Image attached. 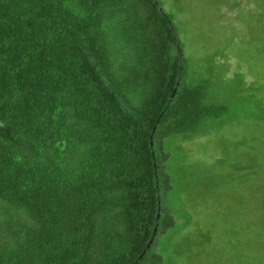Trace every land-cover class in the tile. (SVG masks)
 Here are the masks:
<instances>
[{"label": "trees", "instance_id": "obj_1", "mask_svg": "<svg viewBox=\"0 0 264 264\" xmlns=\"http://www.w3.org/2000/svg\"><path fill=\"white\" fill-rule=\"evenodd\" d=\"M179 14L163 0H0V264L177 263L169 245L191 222L171 197L177 141L241 109L218 54L188 57ZM243 187L242 209L264 199ZM262 219L242 226L256 264Z\"/></svg>", "mask_w": 264, "mask_h": 264}, {"label": "rangeland", "instance_id": "obj_2", "mask_svg": "<svg viewBox=\"0 0 264 264\" xmlns=\"http://www.w3.org/2000/svg\"><path fill=\"white\" fill-rule=\"evenodd\" d=\"M163 1L169 11H180L178 21L190 60L218 54L214 61L218 85L233 104L239 97L241 106L220 127L210 124L204 136L177 141L182 152L175 156V166L181 172L174 178L171 197L178 223L189 218L191 222L173 238L169 254L176 264H239L236 258L243 250L248 254L246 264H256L252 258L257 250L254 231L248 227L245 232L242 226L264 220V212L254 208L262 206L264 199L248 203L246 210L241 202L246 198L242 197L243 185L264 186V0H177V8L172 9L174 0ZM237 74L251 90L241 93ZM244 139L248 145L241 148ZM243 165L249 175L242 174ZM256 171H260L258 178L253 174ZM243 175L246 183L241 181ZM246 196L249 202L254 199ZM202 232L212 238L204 246L199 244L201 239L191 240Z\"/></svg>", "mask_w": 264, "mask_h": 264}]
</instances>
